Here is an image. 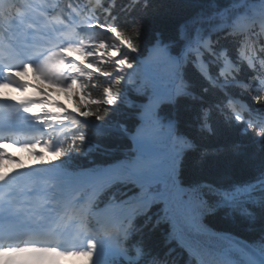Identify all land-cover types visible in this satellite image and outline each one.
I'll use <instances>...</instances> for the list:
<instances>
[{
  "label": "trees",
  "instance_id": "1",
  "mask_svg": "<svg viewBox=\"0 0 264 264\" xmlns=\"http://www.w3.org/2000/svg\"><path fill=\"white\" fill-rule=\"evenodd\" d=\"M243 1V7H238ZM95 2L101 23L118 39L109 43L108 36L102 35L94 41V48L109 59L97 64L95 72L78 66L71 102L86 119L108 129L82 123L65 130L53 158L71 171L132 161L131 141L113 129L132 132L141 122L134 116L135 109L158 86L142 80L129 85V80L119 79L117 69L141 64L130 51L141 59L153 51L146 65L160 79L168 74L173 79L167 84L171 97L154 115L176 129L177 183L165 173V182L157 187L169 199L155 202L148 212L130 215L126 227L131 238L122 241V248L133 264H196L178 242L180 230L208 264H249L247 256L254 257L253 249L264 253V82H258L264 79V47L251 66L241 56L243 44L251 37L240 33L237 24L243 28L251 17L259 19L264 0ZM119 41L129 50L119 49V57L112 59ZM263 44L264 39L259 41ZM196 52L208 72L200 68ZM227 60L235 65L230 72ZM107 93L117 103L109 104ZM124 97L132 106H125ZM237 101L247 106L238 116L232 111ZM42 105H49V100L43 99ZM63 111L53 118L65 119ZM160 144L168 148V138H161ZM68 192L71 195L73 189ZM138 197L135 186L110 180L93 201L116 204ZM131 243L138 245V255Z\"/></svg>",
  "mask_w": 264,
  "mask_h": 264
},
{
  "label": "rangeland",
  "instance_id": "2",
  "mask_svg": "<svg viewBox=\"0 0 264 264\" xmlns=\"http://www.w3.org/2000/svg\"><path fill=\"white\" fill-rule=\"evenodd\" d=\"M239 6V5H237ZM236 6V7H237ZM107 26V25H106ZM105 26V27H106ZM106 30V29H105ZM264 36V33L261 34ZM260 35H258L259 37ZM261 40V39H260ZM122 45L120 44L119 45V48L122 49ZM84 49H80V51L76 54L78 60H86L87 62H93L94 64L95 63H98V62H102L104 60V58L102 56H100V54H98L97 52H93L92 54L88 55V54H84ZM119 55V52H114V56H118ZM242 58L243 59H246L250 64H252V59H251V55H250V52H246L243 54H241ZM227 64H228V70L229 72L231 71V69H233V64L230 60H227ZM151 69V68H150ZM136 73L135 74H130V81H135L136 80V77H141L139 75V72L137 69H135L134 71ZM153 72V71H152ZM154 73V72H153ZM27 77H28V74H26ZM154 75L156 76V78H158V80L160 81V83L162 84H165L166 88L164 90H160L158 88H155L152 90L151 92V98L150 100L148 101V109L149 111H156L158 106L162 103L163 100L171 97V89L167 86V84H172L173 82V79H171L169 77V74H168V77L164 80V79H160L158 75H156L154 73ZM28 82L30 83L31 80L28 78ZM34 86L36 88H40V89H44V90H47L48 92H50V99L52 101H58V102H61L63 103L64 105L66 106H70V100H71V97H72V94L70 92V89L67 88V89H61L59 87H56V86H51V85H44V84H41L40 82L37 83V82H34ZM154 86H156V84H153ZM20 90H22V86L19 87ZM109 96V95H108ZM114 103H117L114 99H112L111 97H108V103L109 104H113ZM125 106H130V103L129 102H125ZM34 109H35V106H34ZM36 111V110H35ZM29 117V116H28ZM26 117L25 118V121H28L29 118ZM34 125L36 127H39V128H43L44 125L43 124H40L39 122H37L36 118L34 117ZM43 130V129H42ZM48 131V130H47ZM45 138L41 137L39 140H40V143L39 144H42L43 141L45 142L44 140ZM6 146L11 150L10 153H0V169H4V168H21V166L24 164V163H30V164H37V163H40L39 162V159L36 158V156L34 155L33 152H37V146H33V147H29V144L25 143V142H20L18 143L14 148L12 143H7ZM168 167V164L164 166V168H162L161 170H166ZM160 170V171H161ZM119 179V178H118ZM119 180H122V179H119ZM53 197L54 199H62L64 197V190H65V185L62 184L60 181H58V178L55 179V181L53 182ZM64 207H69V202L65 203L64 204ZM137 210V208L135 206H133L130 201H126L124 202L120 207H117V209L114 211V214L116 215V219H115V225L113 226V230H117L118 229V226L119 224H121L123 221H124V218L126 216L127 213H130L132 211H135ZM69 213V210L68 212ZM97 216L96 213H94V217ZM83 217V214H80L79 215V219ZM79 222V221H78ZM122 252L121 250H119L118 248H114V251L113 253L108 256L106 259H102V261H100L102 264H110V258L112 255H121ZM86 257H89L90 260L92 261L93 264H95V262L97 263L96 260H93L92 258V254L90 252H88L87 254H85ZM71 260L69 259V262ZM99 263V262H98ZM251 264H258L256 261L254 260H251Z\"/></svg>",
  "mask_w": 264,
  "mask_h": 264
},
{
  "label": "bare ground",
  "instance_id": "3",
  "mask_svg": "<svg viewBox=\"0 0 264 264\" xmlns=\"http://www.w3.org/2000/svg\"><path fill=\"white\" fill-rule=\"evenodd\" d=\"M243 5H244V1L238 6V7H243ZM255 21V18L254 17H251L250 19H248L247 20V22H246V24L243 26V27H247V26H249L252 22H254ZM240 28H242L239 24H237ZM199 66H200V68H202V67H204V66H206V64L204 63V62H202V63H199ZM143 146H145L144 144H143ZM145 148V147H144ZM170 154L169 153H164L162 156H156V155H151V158L155 161V162H160V161H162L164 158H170V156H169ZM17 175H15L13 178H12V180H16L17 179ZM148 194V193H147ZM149 195V194H148ZM46 211H43V210H41L40 208H35V209H33L32 210V212H25L26 214H24V215H28V216H31V217H34V216H36V214L37 215H39V214H41L42 215V217L43 216H45L46 215V213H45ZM106 217H111L110 218V223H109V226L110 227H113L114 225H115V219H116V215L114 214V212H112V211H110L109 213H103V219H105Z\"/></svg>",
  "mask_w": 264,
  "mask_h": 264
}]
</instances>
